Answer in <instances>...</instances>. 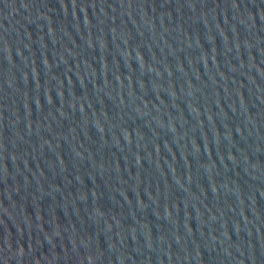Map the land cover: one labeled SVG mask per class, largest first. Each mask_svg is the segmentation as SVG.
I'll use <instances>...</instances> for the list:
<instances>
[{"label": "water", "instance_id": "water-1", "mask_svg": "<svg viewBox=\"0 0 264 264\" xmlns=\"http://www.w3.org/2000/svg\"><path fill=\"white\" fill-rule=\"evenodd\" d=\"M0 264H264V0H0Z\"/></svg>", "mask_w": 264, "mask_h": 264}]
</instances>
